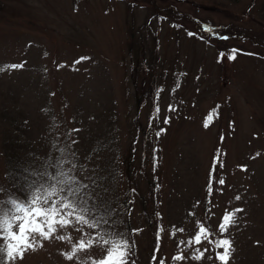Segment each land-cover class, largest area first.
Returning a JSON list of instances; mask_svg holds the SVG:
<instances>
[{
  "label": "rangeland",
  "instance_id": "rangeland-1",
  "mask_svg": "<svg viewBox=\"0 0 264 264\" xmlns=\"http://www.w3.org/2000/svg\"><path fill=\"white\" fill-rule=\"evenodd\" d=\"M0 69V201L87 185L107 220L0 264H94L107 245L65 254L97 232L128 241V264H224L223 239L228 264H264V0H0ZM7 139H34L15 150L26 181L4 176Z\"/></svg>",
  "mask_w": 264,
  "mask_h": 264
},
{
  "label": "snow or ice",
  "instance_id": "snow-or-ice-1",
  "mask_svg": "<svg viewBox=\"0 0 264 264\" xmlns=\"http://www.w3.org/2000/svg\"><path fill=\"white\" fill-rule=\"evenodd\" d=\"M87 59V57H81L80 60ZM79 63V61H77ZM6 67L21 68L23 64H13ZM2 70V69H0ZM211 120V115L205 120V127H208V123ZM167 122V120H165ZM78 131V130H74ZM63 152V149H61ZM64 163L63 161L60 162ZM58 175L65 177L64 179L57 180L56 183L60 185L76 183L75 177H68L65 173L60 172ZM55 179V177L53 178ZM224 180L220 179L219 183L224 184ZM87 185H79L77 187H64L57 188L56 184L50 186V190H45L41 193L40 189L32 191L30 197L27 200H21L17 197L10 196L6 201H0V235H3L6 239L11 241L8 243L7 248L0 246V253L6 252L9 259L15 260L17 257L23 259L24 254L29 250H35V246L39 243L38 238L45 240L50 239L53 234L60 229L65 228L75 223L81 226H87L92 229H98L102 223H107L103 214L94 215L89 219L90 209L88 207L87 200L81 198V190L86 188ZM211 178L209 181V191H211ZM58 193H65L60 196L59 207H57V201H49L54 195ZM239 199V197H236ZM237 211H242L237 209ZM23 213V215H20ZM71 218V219H69ZM234 223V216L232 213L225 214L222 218V222L219 225L220 230L227 231L228 226ZM82 231V227L76 229ZM183 231V229H179ZM207 229L201 225L199 233L193 237V240L197 243L200 242L201 235L205 234ZM99 239L90 238L85 241L81 238L72 248L70 253H66V259H73L77 251H84L94 244L101 246L107 245L104 256L95 261L94 264H128L129 245L128 241L123 238H113L112 233H105L102 235L100 232L96 233ZM107 236V238H105ZM56 239H68L65 236H56ZM43 246L42 244L40 245ZM218 247L223 248L222 253L217 254V258L228 264V259L231 255V241L223 239L217 242ZM203 253H201V256ZM201 256H197L196 259H200ZM156 259V257H153ZM174 259H183L182 256H176ZM132 264H135L133 261ZM158 264H163V261H159Z\"/></svg>",
  "mask_w": 264,
  "mask_h": 264
},
{
  "label": "trees",
  "instance_id": "trees-1",
  "mask_svg": "<svg viewBox=\"0 0 264 264\" xmlns=\"http://www.w3.org/2000/svg\"><path fill=\"white\" fill-rule=\"evenodd\" d=\"M146 93H144V91L142 92V95L144 96ZM139 99V98H138ZM109 117H112V116H109ZM112 124H113V122H112V120L111 121H108V122H106L105 124H104V126L102 127V130L101 131H99L96 135L98 136V137H103V136H105V137H110V133L108 132L109 130H111V128H112ZM24 126V125H23ZM89 134V133H88ZM92 136H94V135H92ZM11 137H17V136H11ZM33 140L34 139H25V141H18V142H13V141H11V140H9V139H7V140H5L4 142H3V144H4V147H7L9 150L6 152V153H8V156H7V163H6V167H5V174H4V176H5V178L7 179V180H9V178H8V175L10 176V177H13V178H15V179H17L18 181H26V180H28L29 178H30V174L29 173H25V171H24V169H23V167L25 166V165H27L28 163H27V161H25V160H23V159H19V160H17V158H16V153H15V150L18 148V146L19 147H25L26 148V150L25 151H27L26 153H27V158L29 159V157L32 155L33 156V154L35 153H37V152H35V143L33 142ZM24 148H22V151L24 152V150H23ZM91 149H87V150H85L83 153H81L82 155H84V156H87L88 155V152L90 151ZM92 153H93V151H92ZM38 154V153H37ZM76 154H78V153H76ZM20 163H27V164H25V165H18V164H20ZM9 170L10 171H14V175L12 176V175H10V173L11 172H9ZM145 179L148 181V183H149V188H150V191L152 192V194H153V191H155L156 190V187H157V183H156V180L154 179V176H153V171H151V172H148L146 175H145ZM28 196V195H27ZM24 197V199H21V200H27L28 198H29V196L28 197ZM153 197V196H152ZM152 202H154V201H152ZM145 211V210H144Z\"/></svg>",
  "mask_w": 264,
  "mask_h": 264
}]
</instances>
